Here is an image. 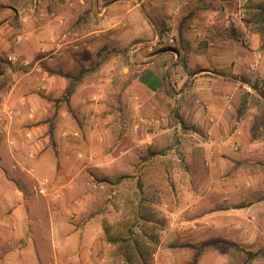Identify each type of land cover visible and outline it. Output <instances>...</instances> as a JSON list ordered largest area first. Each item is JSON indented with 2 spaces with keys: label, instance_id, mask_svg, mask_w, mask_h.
<instances>
[{
  "label": "rangeland",
  "instance_id": "1",
  "mask_svg": "<svg viewBox=\"0 0 264 264\" xmlns=\"http://www.w3.org/2000/svg\"><path fill=\"white\" fill-rule=\"evenodd\" d=\"M262 1L248 0L244 6L243 0H230L220 17L221 30L231 39L227 37L219 50L230 60L239 47L234 57L239 64L243 61L237 68L240 77L247 79L241 84L226 77L222 111L215 117L224 118V125L213 118L207 120L212 124L202 126L181 122L175 114L176 103L163 96L168 90L151 98L139 87L135 88L138 99L132 97L126 112L117 107L113 113L102 110L94 119L86 113L82 121V113L69 112L61 124L66 141L56 145L52 136L46 142L42 150L46 167L42 163L36 166L30 182L33 197L46 201L44 208L37 209L34 221L43 223L48 213L50 216V212L44 213L48 204L61 229L59 237L46 235L65 249V256L53 264H192V247L214 238L235 243L245 252H259L248 264H264V135L257 140L250 137L253 117L258 115L250 98L245 115L236 120L242 95L264 93V64L247 72L248 63L255 61L249 52L264 58L260 37L250 30L260 25L247 23ZM0 2L1 6L11 5L12 0ZM20 2L25 9L32 8L21 12L23 19L28 15L44 19L42 10L55 13L60 4V0ZM27 28L20 21V33L26 34ZM167 37L165 34L164 40ZM7 57L0 64L2 74L14 77L30 72L32 65L17 56L9 62ZM53 62L63 71L76 72L67 57ZM136 70L131 75H137ZM89 92L88 87L84 93ZM201 101L204 107L205 99ZM194 116L195 120L203 118ZM124 141L130 144L125 146ZM129 149L130 154H125ZM34 188L42 189L43 194ZM23 210L24 227L30 215ZM86 223L89 233L79 246L69 239V231L71 226ZM234 250H207L196 264H239V253ZM24 258L30 264H41L33 252ZM44 262L50 264L49 258Z\"/></svg>",
  "mask_w": 264,
  "mask_h": 264
},
{
  "label": "crops",
  "instance_id": "2",
  "mask_svg": "<svg viewBox=\"0 0 264 264\" xmlns=\"http://www.w3.org/2000/svg\"><path fill=\"white\" fill-rule=\"evenodd\" d=\"M20 1L0 5V64L7 56V61L17 56L32 65L30 72L14 77L0 72V218H4L0 220V264H30L24 257L32 252L39 263L49 258L53 264L65 256V249L47 237H59L61 229L48 204L44 213L50 216L43 223L34 221L46 201L33 197L30 182L36 166L46 167L47 156L42 154L46 142L52 136L56 145L66 141L61 124L69 112L82 113L81 121L86 113L94 119L102 110L113 113L117 107L126 112L132 97L138 99L135 88L139 87L151 98L168 90L162 94L176 103L181 122L202 126L212 124L207 120L213 118L224 125V118H215L222 111V88L226 77L233 81L239 77L237 67L243 61L239 64L234 57L239 47L230 60L219 50L227 43L220 17L230 0H60L57 12L42 10L44 19L37 15L23 19L21 12L32 8L25 9ZM20 21L28 25L26 34L19 31ZM170 36L173 44L168 42ZM248 54L257 65L264 64L260 53ZM65 57L75 70L86 71L67 102L62 98L68 80L55 73L68 71L53 62ZM133 68L137 75H131ZM88 87L91 92L85 94ZM177 89L181 91L173 94ZM199 114L203 118L195 120ZM23 209L30 215L24 227ZM70 230L69 239L79 246L85 243L87 223Z\"/></svg>",
  "mask_w": 264,
  "mask_h": 264
},
{
  "label": "trees",
  "instance_id": "3",
  "mask_svg": "<svg viewBox=\"0 0 264 264\" xmlns=\"http://www.w3.org/2000/svg\"><path fill=\"white\" fill-rule=\"evenodd\" d=\"M253 10L254 13H251V18L249 21H247V23L248 24L252 23V25L254 24L260 25L259 27H252L250 30L252 34L258 35L260 37L262 43L260 50L264 52V0L259 5H256L253 8ZM75 71H76L75 73L74 72L62 73L61 71L55 73L68 80V86L62 98V100H64L65 102L68 101L71 94L74 92L75 86L80 82L83 75L86 74L84 68L79 69V71L78 70ZM235 80L239 81L241 84L247 82L246 77L241 78L240 75L239 77H237V79L235 78ZM253 90H256L255 87H253ZM249 98L252 100V102H254V106L258 110V115L253 117V121L250 127L251 139L257 140L258 138H261L264 135V93L263 92L257 91V97H253L249 93L242 95L239 104V109L236 112V120L240 119L245 115ZM109 241L114 242L113 239H109ZM217 247H228L229 249L235 248L234 251H237V253H239V264H248V261L251 260V258L256 257L260 254L259 252L256 253L245 252L243 249L238 248L235 245V243L229 242L221 238H214V239L202 241L197 247H192V249L194 250L192 264H196L198 259L201 257V255L204 252Z\"/></svg>",
  "mask_w": 264,
  "mask_h": 264
},
{
  "label": "built area",
  "instance_id": "4",
  "mask_svg": "<svg viewBox=\"0 0 264 264\" xmlns=\"http://www.w3.org/2000/svg\"><path fill=\"white\" fill-rule=\"evenodd\" d=\"M218 1H222V0H218ZM248 2V0H243V4L242 5H244V6H246V3ZM239 6V5H238ZM173 14H176V11H174L173 12ZM168 42L170 43V44H173L174 43V37L172 36V37H170L169 39H168ZM259 59V57H257V60ZM256 66H257V62L255 61V62H253V63H250V64H248L247 65V71H249V72H252V71H254L255 69H256ZM34 191L36 192V193H38V194H43V190L42 189H36V188H34Z\"/></svg>",
  "mask_w": 264,
  "mask_h": 264
}]
</instances>
